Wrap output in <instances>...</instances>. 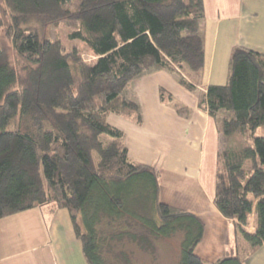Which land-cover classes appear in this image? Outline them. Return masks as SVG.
<instances>
[{"label":"trees","instance_id":"trees-1","mask_svg":"<svg viewBox=\"0 0 264 264\" xmlns=\"http://www.w3.org/2000/svg\"><path fill=\"white\" fill-rule=\"evenodd\" d=\"M205 21L204 0H0V220L66 210L88 264H133L127 248L174 237L178 264H209L195 253L203 221L159 201V173L132 161L108 122L142 125L131 88L144 76L164 71L197 92ZM64 22L59 39L44 37ZM160 99L173 102L165 89ZM199 108L224 139L214 203L237 235L213 264H245L264 246V54L237 46L226 84L208 85Z\"/></svg>","mask_w":264,"mask_h":264},{"label":"crops","instance_id":"crops-1","mask_svg":"<svg viewBox=\"0 0 264 264\" xmlns=\"http://www.w3.org/2000/svg\"><path fill=\"white\" fill-rule=\"evenodd\" d=\"M204 5L206 64L201 93L210 84H226L237 46L264 54V0H204ZM135 85L142 125L117 116L111 124L126 133L130 159L159 173V201L203 221L205 232L195 253L213 264L228 254L237 237L235 223L214 203L221 147L215 120L199 108V98L167 72L140 78ZM161 88L178 105L192 110L189 117L161 102ZM239 246L245 245L241 241ZM0 264L88 263L69 213L46 207L0 220ZM245 264H264V246L248 256Z\"/></svg>","mask_w":264,"mask_h":264},{"label":"rangeland","instance_id":"rangeland-1","mask_svg":"<svg viewBox=\"0 0 264 264\" xmlns=\"http://www.w3.org/2000/svg\"><path fill=\"white\" fill-rule=\"evenodd\" d=\"M261 18L263 19L262 16H261ZM66 25H68L70 27L74 24H71L69 22H64V23L59 24L57 26L50 27L47 29L46 33L44 34V37L49 38L52 41H56L57 39H59L60 33L62 32V30H64ZM0 35H1V31H0ZM70 45L71 46L76 45L78 48L81 49L82 56L88 64H93L96 61V58H94L90 52H88L86 49H84L81 44H78V43L74 44L72 42ZM150 75H152V74H150ZM147 76H149V75H147ZM144 77H146V76H144ZM144 77H142V78H144ZM191 80L193 81V79H191ZM137 81H138V79L133 84V86L131 88V92L134 91L136 96L138 97V94L136 91V85H135ZM161 89H164V88H161ZM161 89H160V91H161ZM202 90H203V84L201 82L200 86L198 87L197 92H195V93L191 92V93L194 94L197 98H199V101H200V97H201V95H203V93H201ZM172 97H173V102L171 104H165V105L171 106V107L174 105L176 110H177V107H182V106L178 105V103H177V101H175V97L173 95H172ZM138 101H139V99H138ZM198 106H199V104H198ZM184 108L189 111L188 114H190L192 112V110L190 108H188V107H184ZM115 116H117V115H110L109 116L108 122L110 124L113 122V119L116 120V119H118V117L122 118L120 116H117V118L115 119ZM188 117H189V115H188ZM122 119H125V118H122ZM127 121H129V120H127ZM129 122H131V121H129ZM131 123H133V122H131ZM125 136H126V133H125ZM222 139L223 138L221 137V141H222ZM223 141H224V139H223ZM240 141H241V138L239 137L238 142H240ZM226 143H228V142H226ZM127 250H128V253H130V255L133 257V260H134L133 264H178L179 255H180V239H179V237H174V238L159 240L157 242L156 246H154L150 251H144L143 252V251H140L138 249H135V250L131 249V251H134L133 253H131L130 247L127 248Z\"/></svg>","mask_w":264,"mask_h":264}]
</instances>
